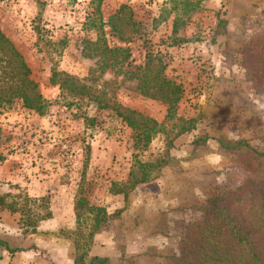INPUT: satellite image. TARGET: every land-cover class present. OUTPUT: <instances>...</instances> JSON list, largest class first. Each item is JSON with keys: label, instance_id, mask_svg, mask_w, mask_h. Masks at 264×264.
<instances>
[{"label": "rangeland", "instance_id": "374dc122", "mask_svg": "<svg viewBox=\"0 0 264 264\" xmlns=\"http://www.w3.org/2000/svg\"><path fill=\"white\" fill-rule=\"evenodd\" d=\"M91 2L0 0V30L47 102L44 115L21 101L0 108V195L18 200L25 213L37 207L27 198H46L53 213L32 234L22 228L20 213L0 206L6 244H0V264H73L83 253L89 261L94 237L86 208L78 221L79 198L110 215L101 230L114 234L121 257H103L107 264H180L194 241L206 240L202 229L224 204L238 211L264 199V158L222 147L244 140L264 153V0H103V23L127 6L142 24V34L128 43L106 25L108 44L130 48L131 68L143 66L148 53L161 55L165 76L182 85L172 121L167 104L143 96L136 82L111 71L93 86L86 81L100 62L92 57L98 34ZM54 72L75 78L87 95L54 85ZM92 92L165 124L166 132L137 148L133 130L111 110L98 109ZM184 126L192 129L169 150L168 140ZM138 162L162 165L128 199L114 194V184L131 186V174L141 176ZM240 223L247 225V217ZM7 246L22 251L11 254Z\"/></svg>", "mask_w": 264, "mask_h": 264}, {"label": "trees", "instance_id": "16d2710c", "mask_svg": "<svg viewBox=\"0 0 264 264\" xmlns=\"http://www.w3.org/2000/svg\"><path fill=\"white\" fill-rule=\"evenodd\" d=\"M103 0H92L91 5L94 8L93 15L96 23L94 27L97 31V41L92 43L95 47V54L100 62L97 70H92L86 81H92L95 85L102 75L107 71L113 72L116 76H122L127 81L136 82L137 90L145 97L162 101L168 106V120L172 121L176 117V110L181 102L184 89L181 84L168 79L165 76L166 64L163 57L158 54L148 53L143 66L131 68L129 63L132 57L130 48L122 46H110L105 36L104 27H110L111 35L117 38L120 43H128L132 39V35L142 34L141 23L134 21L133 12L127 6H122L107 22L102 21L101 7ZM226 25V21L221 20L220 26ZM186 41V40H182ZM256 42V46H260ZM263 46H260V48ZM99 72V75H97ZM31 70L23 56L14 47L12 42L0 30V108L21 101L23 106L29 110H33L40 115H44L47 110V102L37 91V85L30 78ZM52 83L59 85L62 90H66L71 96L87 95L84 92L86 86L79 85L75 78H61L58 72L53 73ZM108 83L105 82L104 86ZM107 94L104 92H92L90 100L96 104L100 110H111L113 115L121 120L122 123L133 130L134 140L137 148H147L160 133H165V124L159 123L157 120L138 114L133 110H123L116 103L111 104L105 98ZM94 120H92L93 122ZM192 126H184L182 129L168 141L169 150L175 148V139L189 132ZM205 140H197L199 144ZM141 146V147H140ZM224 149L240 150L247 148L254 153L257 160L264 158V153L257 152L252 149L250 144L244 140L238 141L233 145H224ZM4 158L0 155V161ZM162 163H139L141 168V176L135 178L131 174V186H120L114 184L112 192L116 195H124L128 199L129 193L139 184L147 183L151 180L149 170L158 169ZM8 196L0 195V206L8 208L12 213H20L22 215V228L26 232L32 234L37 233L38 224L42 221L50 220L53 217L50 205L46 198L29 199L27 201L36 206V209L30 212H24L21 203L18 200L12 203L7 200ZM257 201V202H256ZM42 202V204H41ZM40 203V205L38 204ZM86 208L88 212L87 222H90L89 239L101 231L108 223L110 215L106 208L90 206L83 198H79L76 202V215L78 221L81 219V209ZM41 209H44L41 210ZM216 216H222L224 220L220 222L216 216L213 221L208 222L202 229L203 237L206 239L203 243L196 242L190 246L191 252L184 255L182 259H178L176 263L194 264L193 260H197L201 264H264V199L254 200L253 204L242 205L240 210L230 208V204H224L218 209ZM236 212V215H232ZM235 216V217H234ZM242 217H247L248 224L243 225ZM216 222L217 224H214ZM199 230V228H198ZM193 239V238H190ZM195 240V238L193 239ZM1 245H6L0 240ZM79 246V244L77 245ZM11 254L21 252V249L6 248ZM191 255L193 260L188 261L186 256ZM87 254H78L73 260V264H107L109 261L103 257H91L89 261ZM1 260V259H0Z\"/></svg>", "mask_w": 264, "mask_h": 264}, {"label": "crops", "instance_id": "0c3cea01", "mask_svg": "<svg viewBox=\"0 0 264 264\" xmlns=\"http://www.w3.org/2000/svg\"><path fill=\"white\" fill-rule=\"evenodd\" d=\"M114 234L106 230L96 233L92 244V257H118L117 244Z\"/></svg>", "mask_w": 264, "mask_h": 264}]
</instances>
